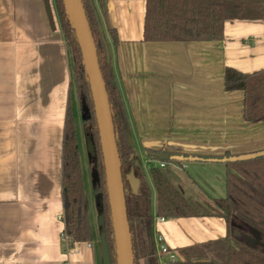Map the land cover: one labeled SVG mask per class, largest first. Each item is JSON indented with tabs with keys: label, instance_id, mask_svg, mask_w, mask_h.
I'll use <instances>...</instances> for the list:
<instances>
[{
	"label": "crops",
	"instance_id": "1",
	"mask_svg": "<svg viewBox=\"0 0 264 264\" xmlns=\"http://www.w3.org/2000/svg\"><path fill=\"white\" fill-rule=\"evenodd\" d=\"M106 7L118 45L98 10L100 25L151 196L150 168L170 162L149 159L147 149L169 146L203 157L264 150V121H246L243 91L223 85L227 67L246 74L264 69V19L225 21L218 40H146V0H107ZM68 104H75L71 61L55 0H0V264H101L93 237L90 247L78 243L76 253L65 252L62 241ZM187 163L217 162L171 164L187 169ZM215 170L222 172L223 198L228 168ZM158 235L178 255L179 249L225 237L227 225L215 215L160 221L154 213L153 240Z\"/></svg>",
	"mask_w": 264,
	"mask_h": 264
},
{
	"label": "trees",
	"instance_id": "2",
	"mask_svg": "<svg viewBox=\"0 0 264 264\" xmlns=\"http://www.w3.org/2000/svg\"><path fill=\"white\" fill-rule=\"evenodd\" d=\"M106 3L107 0H97V9L93 1L90 4L89 0H82L96 45L99 67L108 94L113 128L117 136L116 144L134 264H141L137 258L135 238L136 229L140 228V225L145 234L147 252L144 256L146 258L144 264H158L152 236L151 190L140 163L135 165V161L138 160L126 139V131H130V126L120 93L115 85L110 59L106 55L109 42L102 28L101 30L99 28L101 20L98 10L104 18L112 44L118 45V34L109 22ZM55 7L62 32L70 46L81 120L87 126H85V138L96 208L104 217L111 264H116L93 101L82 65L80 49L63 0H55ZM234 19H264V0H146L144 38L146 40H218L223 37L224 22ZM223 78L225 91H243L245 120L264 121V69L246 74L227 67ZM168 148L169 146H166L158 151L147 149V157L151 160L177 164L212 162L210 159L220 158L185 155L169 151ZM78 152L73 115L68 104L62 139V201L64 232L69 246L75 242L90 241L92 238ZM130 154L134 155L132 159H129ZM225 164L228 168L225 178V197L213 200L215 209L210 213L196 212L159 168H150L155 190V217L215 215L223 217L227 225L225 237L179 249L178 254L185 253L186 258L168 260L164 264H264V195L259 191V189L264 190V156ZM131 178L134 182H131ZM98 228L101 232V227L98 226ZM235 230L239 232V235L234 234ZM149 240L152 241L151 245ZM195 249L205 250L204 255L187 254ZM194 259H209V261L194 263Z\"/></svg>",
	"mask_w": 264,
	"mask_h": 264
},
{
	"label": "water",
	"instance_id": "3",
	"mask_svg": "<svg viewBox=\"0 0 264 264\" xmlns=\"http://www.w3.org/2000/svg\"><path fill=\"white\" fill-rule=\"evenodd\" d=\"M89 2L92 4V0H89ZM63 4L80 49L82 65L93 101L105 175L116 264H134L131 233L127 219L119 154L116 144L117 136L113 128L108 94L99 67L96 45L84 11L82 0H63ZM99 28L101 30L100 26ZM106 55L109 59L108 49H106ZM126 139L128 145L132 146L128 131H126ZM263 156L264 150H260L242 155L223 156L217 159H210V161L230 163L252 160ZM132 158L133 154L130 155V159ZM137 164L138 161H135V165ZM132 181L134 182L131 178V182ZM97 224L101 227V233L99 235L101 264H111L110 249L106 239L104 217L102 214L97 217ZM234 234L239 235V232L235 230ZM149 243L151 245L152 241L149 240ZM207 261H209V259L193 260L194 263Z\"/></svg>",
	"mask_w": 264,
	"mask_h": 264
},
{
	"label": "rangeland",
	"instance_id": "4",
	"mask_svg": "<svg viewBox=\"0 0 264 264\" xmlns=\"http://www.w3.org/2000/svg\"><path fill=\"white\" fill-rule=\"evenodd\" d=\"M95 2L96 7L97 1ZM64 35V34H63ZM65 38V36H64ZM66 40V38H65ZM68 52L70 55L71 61V75H72V95L75 100V104L71 105V111L74 120V126L76 124L77 129L76 131V139L78 144V136H79V162L83 180V189H84V196L86 199V208H87V215L89 218V222L93 225L94 232L92 237L94 238L95 242L100 245L99 243V235L100 229L98 228L97 224V217L100 215L97 208H96V198L92 191V175H91V168L87 150V143L85 138V128L87 127L83 122H81V112L79 110V105L77 104L76 99V84L73 75V65H72V58H71V50L68 41L66 40ZM86 126V127H85ZM135 146V145H134ZM135 148V147H134ZM136 150V149H135ZM136 158L140 163V167L143 169L144 167V157L140 155V152H137ZM154 164V162L152 163ZM143 165V166H142ZM202 165V166H201ZM152 166V165H151ZM150 166V167H151ZM155 166V165H153ZM216 167H226L225 163H216L214 165H203L199 163H193L188 165L187 169L180 168V166L176 164L168 163L165 168H160L164 173L168 174L170 177L169 180L173 183V185L183 194V196L188 200V202L192 205V207L198 213H210L214 208V199H218L223 196V188L224 182L221 173L215 170ZM145 168V167H144ZM211 182V183H209ZM215 182V184L213 183ZM259 191L264 195V190L259 189ZM259 197V196H257ZM154 204H155V196H152V215L154 216ZM137 224H135L136 226ZM136 238V245H137V258L138 262L144 264L146 262V258L144 257L146 252V243H145V234L138 227L135 233ZM156 245V244H155ZM205 250H193V252H188L187 254H193L198 256H203ZM157 255V253H156ZM186 258L185 253L178 254L176 259H184ZM158 264H164L167 260V256L164 255H157Z\"/></svg>",
	"mask_w": 264,
	"mask_h": 264
},
{
	"label": "built area",
	"instance_id": "5",
	"mask_svg": "<svg viewBox=\"0 0 264 264\" xmlns=\"http://www.w3.org/2000/svg\"><path fill=\"white\" fill-rule=\"evenodd\" d=\"M165 164L164 163H160V167H163ZM158 220L162 221L163 218H160V217H157ZM62 241L64 243V250L65 252H74L76 253L77 252V244L80 243V242H75L72 246H69L68 245V238L65 234V232H63L62 234ZM86 245L88 247L91 246V243L90 242H85ZM153 243H154V247H155V250H156V253L159 257V255H164V256H167V260H170V261H175L176 260V257L177 255L172 252L164 243H163V239L161 236H157L154 240H153ZM156 244V245H155Z\"/></svg>",
	"mask_w": 264,
	"mask_h": 264
},
{
	"label": "flooded vegetation",
	"instance_id": "6",
	"mask_svg": "<svg viewBox=\"0 0 264 264\" xmlns=\"http://www.w3.org/2000/svg\"><path fill=\"white\" fill-rule=\"evenodd\" d=\"M131 155V154H130ZM134 156V155H133ZM129 159H130V156H129Z\"/></svg>",
	"mask_w": 264,
	"mask_h": 264
}]
</instances>
